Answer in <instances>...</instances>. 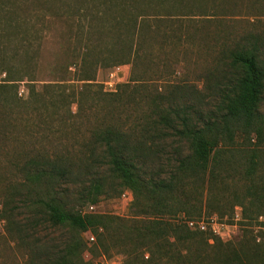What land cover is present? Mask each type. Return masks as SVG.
<instances>
[{"label": "rangeland", "instance_id": "rangeland-1", "mask_svg": "<svg viewBox=\"0 0 264 264\" xmlns=\"http://www.w3.org/2000/svg\"><path fill=\"white\" fill-rule=\"evenodd\" d=\"M2 2L8 5V17L17 18L21 25L16 33L0 37V62L5 60V66L13 71L18 99L17 105L10 108L11 118L0 123V199L7 186L15 183L18 164L42 155L66 159L71 174L53 182L50 191L55 197L81 215L122 220L110 223L113 227L106 233L100 229L95 234L86 231L80 235L86 246L81 254L83 261L139 264L141 255L135 250V240L119 228L130 226L125 220L134 213L130 209L132 192L118 185L107 166L96 163L94 168H86L90 150L94 149L96 155L99 152L92 145L95 134L111 127L122 133L131 146L138 144L146 115H151L158 102L163 107L193 105L205 118L219 112L221 91L217 88L225 65L223 53L251 47L255 42L264 66V0H183L180 11L187 15L183 25L154 23L140 58L127 64L118 62L117 53L104 55L112 35L105 30H90V16L77 13L79 8L97 4L96 0ZM99 25L105 27L107 21ZM24 32L30 43H24ZM86 77L92 81L81 80ZM123 84L129 90L117 91ZM193 88L197 91H191ZM260 112L264 114V95ZM228 143L224 141L221 146L230 151L224 155L227 163L214 169L213 177L207 172L202 185L180 182L182 190L175 196L180 206L200 211L189 214L190 220L184 210L165 215L164 219L211 225L223 242H234L242 235L264 242V148L254 158L255 169L246 180L247 155H251L255 140L248 142L236 131L233 143ZM166 144L169 149L171 140ZM147 160L146 178L166 177L171 169L164 160L151 156ZM98 178L104 180L106 192L90 203L84 193ZM244 207L247 217L242 219ZM29 216V211L19 206L9 233L0 219V264H40L61 249L65 238L58 229L40 225L19 238L15 230L27 227ZM31 247L40 254H30Z\"/></svg>", "mask_w": 264, "mask_h": 264}, {"label": "trees", "instance_id": "trees-1", "mask_svg": "<svg viewBox=\"0 0 264 264\" xmlns=\"http://www.w3.org/2000/svg\"><path fill=\"white\" fill-rule=\"evenodd\" d=\"M2 1L0 37H8L9 33H16L21 21L8 17V5ZM96 1L97 4L79 8L77 13L90 16V30L100 33L105 30L112 35L113 40L105 47L104 55L117 53L118 62L123 64L140 58L142 45L154 23L182 26L187 16L180 11L183 0ZM40 8L49 10L45 6ZM104 19L107 25L101 27L99 22ZM26 33L21 41L23 39L24 43H30ZM223 58L225 65L217 88L221 91L219 112L205 118L193 105L183 103L163 107L158 102L152 107L151 115H146L142 139L138 144L131 146L122 133L111 127L95 134L96 140L92 145L99 152L96 155L94 149L90 150L87 158L90 164L86 168L92 169L97 164L107 166L118 185L132 192L130 209L134 213L125 220L130 226L119 228L135 240V250L141 255L139 264H264L263 241L257 242L256 238L242 235L234 242H223L211 230L192 231L184 222L164 219L165 215L184 210L188 215L187 220H190L189 214L200 211L180 206L175 198L176 193L182 190L180 182L186 180L193 185H202V177L207 172L213 177L214 169L225 164L227 158L224 155L230 152L221 146L224 141L231 145L236 131L248 142L252 138L255 140L251 155H247L246 180L255 169L254 158L264 148V114L260 112L264 95V66L257 44L253 42L251 47L229 49L223 53ZM5 64V60L0 62V77L4 76L0 79V108H5L0 112V123L11 118L10 108L18 103L14 87L16 80L13 79V71ZM81 80L92 81L90 77ZM127 90L129 86L123 84L117 91ZM179 91L186 90L180 88ZM168 140L172 143L169 149L166 147ZM150 156L157 161L164 160L165 165L171 167L166 177H145V165ZM69 163L63 158L52 159L43 155L28 158L17 165L15 183L7 186L0 199V219L6 223V232H11L13 213L19 206L26 208L31 217L27 227L15 230L19 238L30 229L35 231L40 225L64 232L61 249H57L53 258L47 257L40 264H88L81 257L86 246L80 235L86 231L95 234L100 229L106 233L113 227L110 223L122 221L116 217L81 215L69 210L55 197L50 189H54L53 182L64 180L71 174ZM103 184L101 178L91 181L89 190L84 193L86 200L94 203L98 194L105 193ZM250 204L258 206L253 202ZM261 206H264V202ZM246 217L244 207L242 219ZM29 250L34 257L40 254L38 249L31 247Z\"/></svg>", "mask_w": 264, "mask_h": 264}, {"label": "built area", "instance_id": "built-area-1", "mask_svg": "<svg viewBox=\"0 0 264 264\" xmlns=\"http://www.w3.org/2000/svg\"><path fill=\"white\" fill-rule=\"evenodd\" d=\"M93 207H90L92 209ZM186 225L188 226L189 229L194 230V231H201V232H206L208 230H211V232L217 236L220 235V233L214 229L211 225L208 226V224L205 223H195L193 221H186ZM221 228H227V226L221 225ZM90 240L93 241V237H90Z\"/></svg>", "mask_w": 264, "mask_h": 264}]
</instances>
